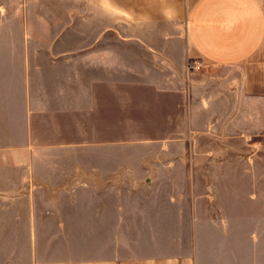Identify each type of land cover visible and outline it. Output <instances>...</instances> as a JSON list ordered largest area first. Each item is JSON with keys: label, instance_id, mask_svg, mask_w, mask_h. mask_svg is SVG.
Here are the masks:
<instances>
[{"label": "crops", "instance_id": "obj_1", "mask_svg": "<svg viewBox=\"0 0 264 264\" xmlns=\"http://www.w3.org/2000/svg\"><path fill=\"white\" fill-rule=\"evenodd\" d=\"M88 1L87 51L0 28V264H264V0ZM110 14L166 23L170 70L219 71L191 98L205 142L120 143Z\"/></svg>", "mask_w": 264, "mask_h": 264}, {"label": "rangeland", "instance_id": "obj_2", "mask_svg": "<svg viewBox=\"0 0 264 264\" xmlns=\"http://www.w3.org/2000/svg\"><path fill=\"white\" fill-rule=\"evenodd\" d=\"M87 3L88 0H0V28L25 27L37 23L38 19L45 20L47 25L58 26L57 29L66 32L64 47L71 49L79 42L81 50L87 51L93 40V20L86 13ZM34 9L42 14L24 16V10ZM13 10L23 13L17 19L5 17V13ZM110 15L108 21L105 19V30L109 24L106 46L113 54L114 82L110 83L107 92L110 98L114 97L120 143L133 141L141 146L144 138H150L152 144L163 142V139L174 143L182 138L188 143L196 140L205 142V106L192 112L194 104L191 98L196 95L203 103L205 94L227 91L218 78L217 81L210 80V75H218L219 71L204 68L186 56H183L184 61H188L185 69L170 70L179 55L169 54L176 44L173 39L165 37L169 34L166 23H135ZM127 63L129 66L122 68ZM178 74L183 76V80L177 79ZM190 76L195 80L190 82ZM261 137L264 145V136ZM191 153L190 148L186 154L190 156ZM156 156L159 158V153ZM168 157L174 158L175 154L169 153Z\"/></svg>", "mask_w": 264, "mask_h": 264}]
</instances>
